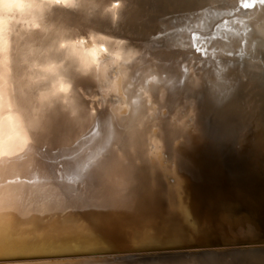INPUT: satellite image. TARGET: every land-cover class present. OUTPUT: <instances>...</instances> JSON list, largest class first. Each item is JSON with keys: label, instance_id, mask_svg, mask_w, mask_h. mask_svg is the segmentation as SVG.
<instances>
[{"label": "water", "instance_id": "water-1", "mask_svg": "<svg viewBox=\"0 0 264 264\" xmlns=\"http://www.w3.org/2000/svg\"><path fill=\"white\" fill-rule=\"evenodd\" d=\"M132 1L50 4L63 9L41 21L42 58L56 19L78 29L67 42L83 39L60 66L69 102L44 105L52 126L33 151L47 152L69 235L55 252L0 263L264 264V50L239 48L243 32L230 38L211 0H135L147 5L139 24L123 15ZM103 4L106 25L95 15ZM138 41L168 52L163 76L183 93L169 86L136 113L137 79L125 83L120 65Z\"/></svg>", "mask_w": 264, "mask_h": 264}, {"label": "bare ground", "instance_id": "bare-ground-1", "mask_svg": "<svg viewBox=\"0 0 264 264\" xmlns=\"http://www.w3.org/2000/svg\"><path fill=\"white\" fill-rule=\"evenodd\" d=\"M88 1L92 2L93 0H84L85 3ZM185 1L160 0V2L172 6L185 3ZM98 2L99 0H97V4ZM36 4L41 5L42 10L34 7ZM142 4L140 2L138 4L133 0L131 5L123 8L126 21L140 23L139 19L147 10V5L142 6ZM5 5H9V7L6 8ZM104 6L107 7L103 4L95 13L100 17L99 20L102 25L109 21V16L104 13ZM62 9L61 6L58 8L52 7L48 0H0V29H3L8 36L6 53L0 51V73L3 72V58L7 55L8 66L11 69V79L16 85L17 96L19 97L21 90L26 94L25 98L21 99V107L25 110L26 119L36 124V128L31 133L32 143L23 153L13 156H0V256L55 252L63 247V241L69 235L64 228L66 217L59 212L60 205L65 202V197L62 195L59 183L49 177L51 176V169L47 161V152L45 150L40 154L36 151L33 152L42 141L38 138V136L40 137V130L44 129L46 131L48 125L49 127L52 126L53 119L45 116V106L40 111H33L35 108H40L34 101L37 86L29 85L27 80L28 75L35 74L28 71V66L33 60H39L40 62L53 60L61 66L66 62V59L70 58L66 55V49H60L56 46L60 40L67 41L68 38H71L74 30L77 31L78 29L71 27L70 24H66L64 21L56 19L53 22L55 28H50V37L42 47L46 54L44 58L35 50L33 45L34 38L42 30L41 21L43 18H48L53 11L57 12ZM84 20L83 18L81 25ZM36 24H39L40 27H35ZM55 47L57 50L55 49L54 52L52 49ZM167 53L155 45L140 41L136 46L131 45L122 51L123 58L120 73L126 74L125 83H134L133 76L134 79H137L135 86L137 89H133V91L139 93L136 95V113L146 107V101L152 104L154 100L159 98L155 102L159 104L158 102H161L159 100L166 95L165 89L169 91L171 87L172 93L169 96L173 98L183 93L172 77H169V75L163 76V73H168L166 65H168L167 62L170 58ZM60 68L58 73L63 75L62 72L60 73ZM55 78V75H49L47 81L43 82L40 87L47 88ZM190 91V89L186 90L185 94L189 99V103L193 104L194 98L189 95ZM90 95L97 97L99 93L93 90ZM64 99L55 97L52 99L51 104L57 103L58 105V102L64 101ZM66 102L69 101L66 99ZM172 109L174 108L171 107ZM174 112H176L175 109ZM59 121L56 119L51 133L54 129L57 133ZM167 129L169 128L166 127L168 132ZM9 136L11 138V131ZM181 136L185 137L186 133L181 134ZM45 137H47V134L43 136L44 139H46ZM140 180V182L135 181L136 186H134V189L139 188L144 183L143 178ZM54 210H57L55 214L52 213ZM50 217H52L51 220ZM0 264L30 263L9 261Z\"/></svg>", "mask_w": 264, "mask_h": 264}, {"label": "clouds", "instance_id": "clouds-1", "mask_svg": "<svg viewBox=\"0 0 264 264\" xmlns=\"http://www.w3.org/2000/svg\"><path fill=\"white\" fill-rule=\"evenodd\" d=\"M50 4H60L64 6H75L77 0H48ZM9 7V5H5ZM34 7L41 9V5L36 4ZM42 10V9H41ZM35 27H40L36 24ZM83 43L74 41L71 44L67 41L60 40L57 47L66 49V55L78 56L79 53L75 51L73 45ZM8 48V36L0 29V51L6 53ZM9 60L7 55L3 58V72L0 73V156H13L23 153L32 143V131L36 128L34 122L28 121L25 116V110L21 107V99L25 98L26 94L21 90L19 97L17 96V89L14 81L11 79V69L8 66ZM60 64L53 60H33L29 66L30 74L27 76L28 84L35 85L36 91L34 101L40 108H35L33 111L42 110L44 105H50L55 97L66 98L70 95L72 84L64 76L58 73ZM82 71H87V65L82 62ZM49 75H55L47 88L40 87V85L47 81ZM66 102V99L64 100ZM11 131V138L9 132Z\"/></svg>", "mask_w": 264, "mask_h": 264}, {"label": "rangeland", "instance_id": "rangeland-1", "mask_svg": "<svg viewBox=\"0 0 264 264\" xmlns=\"http://www.w3.org/2000/svg\"><path fill=\"white\" fill-rule=\"evenodd\" d=\"M211 1V5L220 12L218 18L228 24L230 38L243 32L241 37L244 40L239 48L248 47V51L254 49L255 52L264 50V0Z\"/></svg>", "mask_w": 264, "mask_h": 264}, {"label": "trees", "instance_id": "trees-1", "mask_svg": "<svg viewBox=\"0 0 264 264\" xmlns=\"http://www.w3.org/2000/svg\"><path fill=\"white\" fill-rule=\"evenodd\" d=\"M228 66V65H227Z\"/></svg>", "mask_w": 264, "mask_h": 264}]
</instances>
